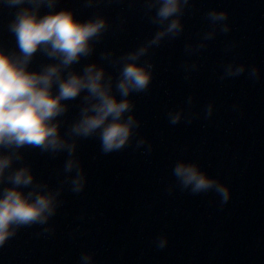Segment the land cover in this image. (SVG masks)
Listing matches in <instances>:
<instances>
[{
  "label": "water",
  "instance_id": "1",
  "mask_svg": "<svg viewBox=\"0 0 264 264\" xmlns=\"http://www.w3.org/2000/svg\"><path fill=\"white\" fill-rule=\"evenodd\" d=\"M160 3L0 0V51L19 59L10 25L23 9L104 20L77 61L64 65L49 46L33 54L27 70L58 67L55 96L60 81L94 65L109 94L130 103L122 120L133 121L126 144L111 152L102 148L100 129L77 134L100 102L84 89L61 100L64 111L52 120L63 147H0L12 160L0 196L27 168L32 183L18 190L32 199L51 195L55 209L43 223L13 226L0 264H264V0H181L167 20L158 16ZM174 20L179 27L167 31ZM130 63L152 78L125 97L118 84ZM180 162L195 164L228 199L215 186L198 193L185 187L174 174Z\"/></svg>",
  "mask_w": 264,
  "mask_h": 264
},
{
  "label": "clouds",
  "instance_id": "2",
  "mask_svg": "<svg viewBox=\"0 0 264 264\" xmlns=\"http://www.w3.org/2000/svg\"><path fill=\"white\" fill-rule=\"evenodd\" d=\"M9 3L13 6L21 5L25 0H9ZM180 6L181 0H161L158 16L161 20H167L179 12ZM214 18L223 19L224 14H214ZM104 27L105 21L102 19L83 23L71 11L40 17L35 11L23 9L16 14L10 28L16 36L23 59L0 51V147H63L58 127L52 120L64 111L61 100L75 98L84 89L100 102L93 106L95 115H85L74 131L88 136L100 129L105 152L119 150L126 144L133 121L129 118L125 122L122 116L131 105L127 100L117 101L109 94L101 83L103 70H96L93 65L86 69L83 77L72 75L60 81L59 94L55 96L51 89L54 78L59 79L58 67L51 66L42 74L27 70L33 54L49 46L52 50L49 55L59 54L64 65L77 61L80 55L90 51L89 41ZM178 27L179 21L174 20L167 31L171 32ZM163 35V32L159 33L156 40ZM143 51L141 49V53ZM151 78V73L144 67L130 63L123 69L118 88L127 97L132 90L146 89ZM11 163V157L0 155V181L4 179L5 170ZM174 174L185 187L191 186L194 193L215 186L223 198L228 199V190L217 185L195 164L180 162L175 166ZM10 179L17 187L6 188L0 196V246L13 235V226L43 223L55 211L51 195H35V199H32V193L26 196L18 190V186L32 183L33 177L27 168L20 169Z\"/></svg>",
  "mask_w": 264,
  "mask_h": 264
}]
</instances>
